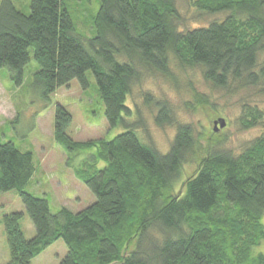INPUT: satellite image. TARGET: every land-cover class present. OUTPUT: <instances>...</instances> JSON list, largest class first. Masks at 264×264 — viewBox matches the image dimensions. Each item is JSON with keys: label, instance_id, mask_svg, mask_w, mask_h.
Segmentation results:
<instances>
[{"label": "trees", "instance_id": "1", "mask_svg": "<svg viewBox=\"0 0 264 264\" xmlns=\"http://www.w3.org/2000/svg\"><path fill=\"white\" fill-rule=\"evenodd\" d=\"M190 6L227 16L179 30L176 0H99L95 36L85 39L62 0H30L28 15L0 0V69L21 85L32 49L39 67L34 84L46 99L73 80L86 89L91 72L108 126L125 129L110 141L74 142L66 133L71 115L56 106L55 142L68 153L94 150L91 163L74 170L95 197L78 213L63 207L52 213L47 199L24 191L35 172L32 153L0 144V194L16 191L35 229L25 239L22 213L3 217L9 264H31L57 240L67 247L59 264H264L262 253L253 254L264 240V113L243 111V129L261 125L263 133L240 154L216 147L222 140L213 129L195 137L187 124L177 126L163 154L141 140L138 111L126 105L145 71L165 74L176 62L198 68L214 87L244 82L264 95V63H257L264 0H192ZM157 102L154 122L162 127L169 112ZM185 165L194 172L182 179Z\"/></svg>", "mask_w": 264, "mask_h": 264}, {"label": "rangeland", "instance_id": "2", "mask_svg": "<svg viewBox=\"0 0 264 264\" xmlns=\"http://www.w3.org/2000/svg\"><path fill=\"white\" fill-rule=\"evenodd\" d=\"M21 13H30V0H11ZM68 10L76 34L92 39V19L99 8V0H62ZM192 0H176L181 21L179 30H192L206 27L213 21H222L227 14L208 15L196 11L190 6ZM29 62L23 69V81L16 85L7 69H0V144L11 142L20 151H30L33 155L35 172L24 191L36 198H45L52 213L66 208L78 213L95 202L91 191L75 176L74 170L91 163L87 152H66L54 140L53 126L55 109L62 106L70 115L71 123L66 133L74 142L110 141L125 131L122 127L110 128L104 117L95 78L86 73L88 87L81 88L76 80L67 86L58 88L48 99L40 94L34 84V73L39 69L29 50ZM258 67L264 63V43L257 56ZM152 98V102L147 99ZM164 102L169 112L170 123L158 127L155 115L158 111L155 103ZM127 107L138 111L142 126L136 127L144 143L153 145L160 153H166L174 138L178 125H190L194 136L199 137L212 132L213 121L223 118L226 125L216 131L223 147L240 154L248 145L263 133L258 125L243 129L240 118L243 111L256 108L264 113V95L258 87L244 82H231L225 88H217L206 82L198 68L173 63L167 73L144 72L140 82L131 89ZM254 111L253 109H251ZM131 116L133 118L134 115ZM214 113V119L209 114ZM137 116V115H136ZM135 116V119L137 117ZM134 122L130 120L129 122ZM264 122V120H262ZM213 133V132H212ZM68 164V165H67ZM104 163H97L101 169ZM182 179L194 172L193 165H185ZM187 174V175H186ZM179 185H176L177 190ZM22 213L21 230L25 239L35 236V229L18 193L9 191L0 194V264H9L10 257L3 228V217L11 213ZM264 227V217L261 220ZM264 255V240L253 250V254ZM67 254L62 240H57L45 249L31 264H59Z\"/></svg>", "mask_w": 264, "mask_h": 264}, {"label": "water", "instance_id": "3", "mask_svg": "<svg viewBox=\"0 0 264 264\" xmlns=\"http://www.w3.org/2000/svg\"><path fill=\"white\" fill-rule=\"evenodd\" d=\"M213 131H219L220 129L224 128L225 126V121L223 119H218L216 121L213 122Z\"/></svg>", "mask_w": 264, "mask_h": 264}]
</instances>
